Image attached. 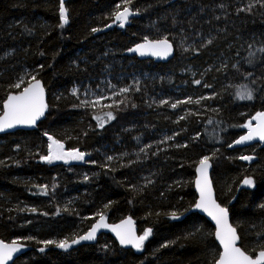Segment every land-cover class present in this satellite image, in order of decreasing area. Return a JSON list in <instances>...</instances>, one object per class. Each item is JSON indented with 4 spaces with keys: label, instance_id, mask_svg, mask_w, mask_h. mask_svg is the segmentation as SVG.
Segmentation results:
<instances>
[{
    "label": "trees",
    "instance_id": "1",
    "mask_svg": "<svg viewBox=\"0 0 264 264\" xmlns=\"http://www.w3.org/2000/svg\"><path fill=\"white\" fill-rule=\"evenodd\" d=\"M64 6L61 27V0H0V115L33 76L44 82L50 105L37 131L0 137V239L19 245L8 264H215L213 226L199 214L174 220L196 203V169L205 156L242 249L257 256L264 146L230 147L264 112V0ZM125 7L133 15L119 28L115 13ZM165 38L175 48L170 62L126 56L141 42ZM78 87L104 89L113 99L86 104ZM245 89L251 100L237 98ZM45 134L84 159H42L49 155ZM101 215L110 225L130 219L139 236L151 234L141 249H125L110 233L67 249L42 243L72 245Z\"/></svg>",
    "mask_w": 264,
    "mask_h": 264
},
{
    "label": "snow or ice",
    "instance_id": "2",
    "mask_svg": "<svg viewBox=\"0 0 264 264\" xmlns=\"http://www.w3.org/2000/svg\"><path fill=\"white\" fill-rule=\"evenodd\" d=\"M128 0H126V3ZM60 14L63 23H68L67 10L63 6V0H61ZM133 15V12L128 7H125L122 11H117L115 13V20L119 21L121 26H123L129 19V16ZM93 31H99V29H93ZM211 43V41H209ZM172 50V45L168 42L167 38L158 41H146L145 44L137 45L134 49L130 51L139 52L144 55L146 52H151L153 55L167 56ZM264 51V49H261ZM35 80V76L32 77ZM199 84L200 81H195ZM13 87L19 88L20 84L17 83ZM127 91V89H124ZM238 99L251 100L253 98V93L251 89H245L237 94ZM6 111L2 116H0V131L5 129L13 128L17 125H34L36 121L44 115L47 108V104L44 100V89L39 81L35 84H30L25 87L22 92L18 95H9L7 101L4 105ZM172 107H176L175 104ZM110 118L111 113L108 114ZM255 119L259 122L252 126L251 121L246 125L250 130L247 135L242 136L237 143H243L246 141H251L253 139L259 138L264 141V112H260L256 115ZM47 135V134H45ZM51 140L52 138L49 137ZM63 145L59 141L52 140V144L49 145L50 154L48 156L42 157V159L52 162L53 160H83L84 153L79 151H63ZM243 160H251V156L240 157ZM111 159V157H109ZM210 157L205 156L199 161L198 172L200 173V178L197 179L196 184L200 191V200L195 204V208L203 209L208 213L209 216L215 220L217 225V230L214 233L216 239L219 240L220 244L223 246L222 253L219 254L216 264H264V243L260 244V250L255 259L252 256L246 254L240 247H237V241L240 237L237 234V230L233 227L228 220V210L227 208L221 207L220 204L216 202L212 195L211 182L208 178V169L211 167L209 163ZM254 181L251 178H246L243 180L245 185H253ZM45 189L47 186H44ZM264 207V205H261ZM173 218L175 214L173 213ZM104 217L101 215L100 222L94 225L86 235L80 236L79 239H74L72 244L79 243L81 240H94L96 238V231L99 228L108 227L104 223ZM125 224H130L131 220L124 222ZM123 226H116L112 230L116 232L119 237L120 243L132 244L135 248L141 249L143 247L144 241L151 234V229L144 232V235L136 237L135 234L130 230L121 231ZM264 235V233H262ZM45 246L49 244H55L56 247L67 249L71 247V244L67 240L56 241H43ZM19 249V245L15 242L12 246L0 243V264H6V262L11 259L12 253ZM44 249L42 248L41 251Z\"/></svg>",
    "mask_w": 264,
    "mask_h": 264
},
{
    "label": "water",
    "instance_id": "3",
    "mask_svg": "<svg viewBox=\"0 0 264 264\" xmlns=\"http://www.w3.org/2000/svg\"><path fill=\"white\" fill-rule=\"evenodd\" d=\"M66 1H68V0H63V6H64V4H65ZM64 7H65V6H64ZM128 21H129V19H128ZM128 21H127L123 26L127 25ZM116 23L119 25V28L122 27L119 21H116ZM111 28H112V27L110 26V27H108V28H106V29H104V30H101V31L97 32L96 35H99L100 33L108 32L109 30H111ZM162 40H164V39H162ZM146 41H153V42H155V41H158V40H146ZM146 41L141 42V43H139V44H137V45L145 44ZM168 42L172 45V50H171L170 54H168L167 56L153 55V54H151V52H146L144 55H141L139 52L130 51V50H128V51L126 52V56H128V57H137V58H139V59H141V60H152V61H154V62H156V63H159V64H161V63H167V62H170V61L174 58V55H175V48H174V45L172 44L171 41L168 40ZM137 45H135V46L132 47L131 49H134ZM36 81H39L40 84H41V86H42L43 89H44V100H45V103L47 104V108H46V110H45V112H44V115L41 116V117L36 121V123H35L34 125H17V126H15V127H13V128L5 129L4 131H0V137H1V136H6V135H11V134H14V133H16V132H21V131H24V132H34V131H37L38 128H39V126H40V124L46 120V118H47V116H48V114H49V110H50V105H49V102H48V94H47V90H46L45 85H44V82H43L42 80L37 79V80L32 81L30 84H35ZM30 84H29V85H30ZM29 85H28V86H29ZM28 86H27V87H28ZM22 91H23V90H22ZM22 91H21V92H22ZM19 93H20V92H19ZM19 93H12V94H10V95H18ZM7 98H8V97H7ZM6 101H7V99L5 100V102H4V104H3V107H2V113H1L0 116H2V115L4 114V112L6 111V109H5V107H4ZM258 122H259V121H258L257 119L254 118V119L252 120V122H251V123H252V126L255 127V125H256ZM249 130H250V129L247 127L246 132H245V134H244L243 136L247 135L248 132H249ZM49 137H51L52 139L50 140ZM241 137H242V136H241ZM241 137H240V138H241ZM46 138H47L48 141H49V145L52 144V140L58 141V140L55 139L54 137H52V136H48V135H47ZM240 138H239L238 140H240ZM238 140H237V141H238ZM237 141H235V142L231 145V147H230V150H231V151H233V150H237V149H245V148H248V147H251V146L257 145V144H260V145L264 146V141L260 140L259 138L253 139V140H251V141H246V142H243V143H237ZM59 143L62 144V145L64 146V144H63L62 142L59 141ZM65 150H66V149H65V146H64V147H63V151L66 152ZM49 154H50V148H49ZM60 161H61V160H53L52 162H54V163H58V162H60ZM209 163L211 164V167L208 169V178H209V180H210V182H211L212 195H213V198L216 200V202H217L218 204H220V202L217 200L216 191H215V188H214V185H213V181H212L213 164H212V162H211L210 160H209ZM198 167H199V165L197 166V169H198ZM197 169H196V177H195V180H194V191H195L196 196H197L196 203H198L199 200H200V191H199V188L197 187V184H196L197 179L200 178V173L198 172ZM196 203H195V204H196ZM220 206H221V207H224V206L221 205V204H220ZM224 208H226V207H224ZM227 210H228V209H227ZM191 214H199L200 216L204 217V218H205V219H206V220H207V221L213 226V228H214V230H215V232H216V230H217V225H216V223H215V220H213L212 217L209 216L208 213L205 212L203 209L195 208V205H194V206H193V207H192V208H191L186 214H184V215H182V216H179V217H176L174 220H175V221H181V220H183L185 217H187V216H189V215H191ZM128 220H129V219H125V220H122V221L118 222V223L115 224V225H110V224L108 223V221L104 219V223L107 224L108 227L99 228V229L96 231V238H95V239H97L99 236H101V235H103V234H105V233H110V234L113 235V237L115 238V240H116V241H117L122 247H124L125 249H133V248H135L132 244H124V245H122V244L120 243L119 237L117 236L116 232L112 230L114 227H116V226H121V225H122L123 227L121 228V231L130 230V231H132V232L135 234L136 237H139V233H138L137 225H136L132 220H131V223H130V224H125V223H124L125 221H128ZM228 220H229V223L232 225L229 210H228ZM99 222H100V219H98V220L94 223V225H96V224L99 223ZM94 225H93V226H94ZM93 226H92V227H93ZM232 226H233V225H232ZM233 227H234V226H233ZM91 229H92V228H91ZM91 229H90L89 231H91ZM89 231H88V232H89ZM88 232H87V233H88ZM87 233H86V234H87ZM86 234H85V235H86ZM237 234H238V232H237ZM238 236H239V234H238ZM215 240H216L217 245H218L219 248H220V253H222V251H223V246L220 244L219 240L216 239V237H215ZM88 241H90V240H81L79 243H83V244H84V243H86V242H88ZM0 243H3V244H7V245H9V246H12L10 243L4 242V241H2L1 239H0ZM76 244H77V243H76ZM73 245H75V244H72L71 246H73ZM237 247H240V248L242 249V247H241V240H240V239L237 241ZM242 251H244V250L242 249ZM244 252H245V251H244ZM245 253H246V252H245ZM246 254H247V253H246ZM14 255H15V252L12 253V257H11V259H9V260H12V259L14 258ZM248 255H249V254H248ZM257 255H258V254H257ZM256 257H257V256L252 257V258L255 259ZM9 260H8V261H9ZM215 264H216V263H215Z\"/></svg>",
    "mask_w": 264,
    "mask_h": 264
},
{
    "label": "rangeland",
    "instance_id": "4",
    "mask_svg": "<svg viewBox=\"0 0 264 264\" xmlns=\"http://www.w3.org/2000/svg\"><path fill=\"white\" fill-rule=\"evenodd\" d=\"M109 84V83H107ZM116 88V87H115ZM76 94H80V96L83 97V102L84 103H89L91 105H103L105 102L111 101L113 99V95L105 93L104 89H99V90H91V89H84L80 91V87H78L75 90ZM66 149V148H65ZM66 152H69L67 149L65 150ZM71 160V159H68ZM71 161H76V160H71ZM11 260L7 261L6 264H8Z\"/></svg>",
    "mask_w": 264,
    "mask_h": 264
}]
</instances>
